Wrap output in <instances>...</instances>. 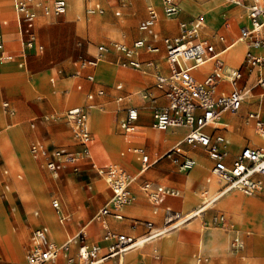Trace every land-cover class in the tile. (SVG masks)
Returning <instances> with one entry per match:
<instances>
[{"label":"rangeland","instance_id":"374dc122","mask_svg":"<svg viewBox=\"0 0 264 264\" xmlns=\"http://www.w3.org/2000/svg\"><path fill=\"white\" fill-rule=\"evenodd\" d=\"M2 1L3 0H1L0 3ZM80 1L84 6L86 5L89 8L96 3H100L104 12L102 14L89 15L85 12L83 7V10L79 15L71 16L68 10L66 15L57 18L53 26L45 25L46 28L42 27L39 29V35L41 36L39 42L45 46V53L39 55L34 51L27 52V64L25 69H19L16 65H11V68L19 74V78L17 73L12 69L8 67L3 69V67H0V75L3 69L1 78L8 80H16L18 78L14 82L0 80V116L3 120L0 126V264L24 263L25 253L29 247L30 235L38 227L32 224L31 221L33 219L42 218L43 214H47L49 217V211L47 212L48 209L55 218V212L52 208V201L54 199H59L63 206V210L67 213H73L76 220L81 222L83 227H87L86 231L89 233L93 227L91 224H94V218L99 209L112 195L105 179L100 177L96 171L88 165L83 166L80 172H75L73 168H67L58 178L55 179L45 168H42L40 163H36L30 156L29 147L37 138L49 135L46 142L50 147L53 145H72L75 144V142L72 140L71 134L66 133L64 131L66 128L60 123H51L47 126L40 125L36 130H31L29 121L45 114L51 109L63 111L67 110L74 104L91 107L90 110L92 111V117L90 116V126L95 134L93 154L94 158L99 163L104 164L107 156L110 155L115 160H119L121 153L123 152L124 144L121 142L119 143V141L116 140L117 137H120V132L117 131L120 122V115L117 113L118 109L136 106L143 107L148 105L147 100L145 101L141 99V91L147 90L148 93H153L156 88V79L150 75L151 73L146 66H144V69L141 71L129 67H123L118 64V58L116 55H108L100 62L94 84H89L85 81L86 72L81 70L79 65L80 62L96 56L97 48L100 45L114 42L132 46L134 42L140 38L139 25L145 16H138V13L135 11V5L137 3L135 1L127 10H125L122 16L116 15L119 11L120 0ZM190 1L193 2L194 0ZM196 1L194 2L196 3ZM213 1L214 0H211L205 3ZM197 3L199 4V2ZM224 5L229 9H226ZM233 8V3L230 1H221V22L215 26L214 29H210L205 25L206 36H211L210 38L213 40L222 33L231 36L227 33L226 29L222 28L224 25V10L226 9L225 12L229 13ZM187 11L193 14L191 10ZM240 12L241 10H237L236 12H233L232 15H239ZM243 12H245L244 9ZM6 16H9V12ZM182 17L189 22L193 21V18H189L183 13ZM245 18L243 16L238 20V23L233 25L235 35L232 38L227 39V46L233 43V39L236 38L239 28L243 24H247V17L245 16ZM7 19L8 17L0 18V27H3V21ZM10 28L13 29V27ZM174 35L163 32L160 44H163L162 42L166 37ZM203 38L210 39L205 36H203ZM241 46L245 48L243 44ZM246 56L247 53H243L239 61L237 60L238 56L236 50H232L224 58L230 67L244 69ZM20 58L21 56L17 57L18 60H20ZM229 60L231 62L234 61V63L231 64ZM235 60L237 62H235ZM119 71H121L120 76L123 78L124 83L133 84L135 82L134 77L131 75V73H133L144 79L146 84L140 85L135 90H129L128 85L125 84L124 90L121 92L125 96V99L122 103L117 104L116 97L119 93L115 91V87L121 80L117 75ZM144 71H147L149 74H144ZM38 77H40L42 85L48 88V93L47 90L45 92L42 85L39 86L40 82ZM52 79H55L54 85L51 82ZM63 79L70 80L64 81ZM57 83L60 84L59 90L56 89ZM62 83H64V85L68 84L64 86ZM79 84L83 85V90L81 92H78L76 89ZM11 85L16 86L14 95H8L6 92L7 88ZM101 89L105 92L103 97L95 96L93 101H88L87 96L89 95V91L96 94V92ZM71 91L73 93H71ZM61 98L64 99L61 100ZM70 99L72 101H69ZM135 99H138V102L135 103L133 101ZM5 100L9 101L11 106L10 109L14 111L13 114L3 108L2 103ZM248 108L250 107H244L242 112L240 111L242 122L239 119L237 121L241 124V132L246 135L250 141H252L250 133L256 136V139L259 140L260 138L257 135L258 131L254 124L243 120V113ZM249 112L250 110H247L246 115ZM100 114L104 115L109 122L114 123H108L105 120V117ZM236 117L237 115H233L231 119H235ZM242 123L247 126H243ZM10 131H16L22 137V139H20V147L24 159L33 165L32 172L27 168V162L23 161V159L20 158V155L13 151L12 142L3 141V136ZM230 131L229 135L236 136V139L239 141L238 144H240L243 136L240 130L236 127L235 129L230 128ZM116 132L119 134L118 136L116 135ZM145 132L150 134V132L144 130V128L140 129L139 143L143 148L145 147L149 149L145 144H149L151 139L147 137V135H144ZM99 133H102L100 141L97 136ZM259 135L262 138L260 133ZM5 139L7 140V136H5ZM122 139L124 140V138ZM165 144L167 143H164V145ZM158 151L162 152L163 150L158 149ZM131 160L137 162L135 158ZM4 166L10 170L11 174V194L8 200L1 199L3 185L8 180L3 174ZM161 166H164L168 172L180 173L175 164L163 160L146 173L139 184H134V182L131 184L135 201L129 205L128 208L135 207L136 210L133 214H127L128 219L125 221V231L131 232L130 225L137 223L139 224V227L142 228L141 233H144L142 227L144 222H154L157 226H160L163 221L162 216L154 215L155 207L143 189L144 182L147 181L153 186H169L177 188L181 191V197L184 196V191L171 184L169 177H160L158 172ZM17 174L23 175L22 181L17 179ZM207 175L208 169L202 178H205ZM132 176L138 179L136 172H133ZM90 187L92 188L91 190L89 189ZM205 191L206 187L204 184V187L199 191L200 197L188 192L185 197L175 201H178L179 204H183L182 212L188 211L183 215L184 217L196 211L193 209L197 208L204 202ZM235 192L229 193L227 197ZM239 193L240 192H237L236 194ZM240 194L243 195L242 193ZM244 196L245 195H243V197ZM245 198L254 199L255 205L242 210L241 213H243L244 216L245 214L250 215L251 213L256 216L260 209V205L255 198L264 199V193L252 197L245 196ZM221 201L215 204L211 210L201 214V218L192 219L176 232L170 233L161 240L151 243L150 246H154L151 250H147L149 244H145L142 248L138 247L139 249L135 248L134 250H138L139 264L141 252L143 259L149 257L152 259L153 264H162L163 256L159 249L162 240L163 244L161 250L168 262V258L173 254L172 249L174 240L178 233H186L193 235L196 238L198 237L196 240L198 251H191L190 256L193 259L189 264H196L195 261L200 257L203 258L201 264H264V253H254L250 242H248V244L245 243L244 250L243 248L238 252L232 250L231 244L235 236V234L234 236L232 235V231L234 230V233L237 235V233L240 232L241 227L232 216V212L226 211L232 214L226 212H219L216 214L213 212V208H217V205H219ZM174 204L178 207L176 203ZM175 210L181 212V209ZM36 211H39L40 218L35 217ZM220 214L225 215L227 218V226H215L211 223V220ZM235 217L242 220L243 224L246 225L244 222L246 220H243L244 217ZM257 222L264 230V214L257 219ZM50 225H52V223ZM55 225L59 226L56 222V218ZM50 228L55 231L54 226H51ZM248 231L252 233L249 237V240H251L254 238L255 233L251 229H248ZM19 235H22V238L21 246L18 248V246H16V239ZM90 235L93 236L91 233ZM62 239L63 237L61 240ZM200 244H203L202 253L199 250ZM186 246L193 247V243L188 241L187 243L179 244L180 249H183ZM204 260H206V262H204Z\"/></svg>","mask_w":264,"mask_h":264},{"label":"built area","instance_id":"2783aa9c","mask_svg":"<svg viewBox=\"0 0 264 264\" xmlns=\"http://www.w3.org/2000/svg\"><path fill=\"white\" fill-rule=\"evenodd\" d=\"M130 0H120L121 8L129 5ZM236 5H241L242 0H232ZM15 11L18 16L19 37L22 46L21 58L24 60L28 51L36 50L43 52L44 47L39 45L35 35V27L38 18L37 10L47 17H59L66 14L68 0H47L46 3L38 0H14ZM164 15L167 19L177 18L180 14V0H162ZM104 12L100 4L87 8L89 15L102 14ZM117 16L121 12L116 13ZM249 27H243L239 33V41L245 42L247 46L259 49L264 48V0H251L248 5ZM159 21V15L153 7L148 9V17L139 26L140 32L146 36L157 38L155 27ZM179 35L175 38H165L163 43L166 48V62L170 67V73L164 75L159 67L152 61L141 62L137 55L140 50L148 53H159L160 48L148 43L147 39L136 41L132 47L123 43H110L100 45L97 54L91 59L80 62L82 70H89L86 80L95 81L94 70L98 63L111 53H119L124 56L121 66L136 70H143L146 66L154 71L156 79L155 87L161 92L166 100L165 106H157L156 98L147 91L142 93V98L153 102L152 116L153 128L166 132L171 129H186L188 133L184 139L173 146L162 156L152 159L142 147L135 146V137L138 133L139 110L129 108L120 127L126 137L128 148L122 154L137 157L141 165V173L146 172L162 159H170L180 172H190L196 165V159L186 151L184 145L191 149L203 148L213 163L211 174L222 184L221 188L214 194L208 190L204 192V202L200 212L189 217H184L179 212L171 209L166 211L165 224L156 228L152 222H144L147 228L146 235L136 238L126 234L113 232L107 222L108 216L121 221L124 219L122 210L135 201L131 190V184L135 177L123 164H110L100 168L93 162V167L104 176L112 191V198L95 216L94 220L102 225L104 230L103 241L108 245L105 250L88 240L84 230L58 245L48 239L49 230L41 227L35 230L31 236V247L26 254L25 264H47L56 262L63 258L67 264H104L111 259L121 260L128 252L144 246L156 239L162 238L190 222L192 219L212 208L221 198L233 191H239L246 196H254L264 191V148L245 147L241 152L230 158L228 142L222 135L209 134L203 129L207 126L216 125L223 114H237L244 103L248 100L253 87L244 84L246 74L256 72V86L264 90V54L262 56L247 53L244 69L229 68L222 59L223 52H217L215 46L208 40L200 37L203 28L201 18L191 22H179ZM220 41H224L220 37ZM15 56L5 51V42L0 34V65L13 62ZM213 64V72L203 81L197 80L193 72L207 64ZM227 81L230 91L219 90L221 82ZM82 87L79 86V90ZM122 89V85L116 87ZM104 90H99L97 95L103 96ZM95 94H89L87 99L93 101ZM119 102L123 98H118ZM8 108V104L4 105ZM91 107L79 106L67 110L64 113H52L44 116L42 122H57L66 126L72 133L74 141L80 149L71 151L66 147L48 148L41 142L34 143L30 148L34 160L44 161L45 168L57 177L66 166H77L81 161H92L91 148L94 136L89 125V110ZM248 120L255 122L257 131L264 136V120L261 113L255 112L248 116ZM36 124L32 123V128ZM144 191L149 196L155 207V213L168 197H178L180 193L176 190L163 186L144 184ZM53 208L59 216L61 223L66 217L61 214L58 200L53 201ZM215 226H227L228 220L224 215L213 218ZM233 251L238 252L243 248V240L236 235L231 244ZM73 250L76 256H73ZM203 258L198 259L201 264ZM206 262V260H204Z\"/></svg>","mask_w":264,"mask_h":264},{"label":"crops","instance_id":"0c3cea01","mask_svg":"<svg viewBox=\"0 0 264 264\" xmlns=\"http://www.w3.org/2000/svg\"><path fill=\"white\" fill-rule=\"evenodd\" d=\"M38 1L42 2V3H46L47 2V0H38ZM71 1L72 0H68V4ZM82 1H86V0H82ZM134 1L137 2L136 5H135V11L138 13V16L139 17H144L145 16V18L140 22V25L148 17V9H149V7H153L157 11V13L159 15V21H158V23H157V25L155 27V33L157 34V38L154 39L153 37L146 36V34L140 32V30H139L140 38L138 40L147 39L148 43L159 47L160 48V52L156 53V54H153V53H148L146 50L143 49V50L139 51V53L137 55V58L141 62L152 61V62L156 63L158 65V67H159L160 72L162 74H164V75H168L170 73V67L167 64L166 59H165L166 58V48H165V45H164L163 42H162L163 44H160V41H161V38H162V33L164 32V33H169V34H173V35L175 34L174 36H170V37H166V38H175V37H177L179 35V27H178L179 22H181V21L189 22V21L185 20L182 17V13L185 14L189 18H193V20L198 18V17H201V19H203L202 21H204V25H205V18L203 16V14H200L198 16H194L193 14L188 12L187 10H183V11L181 10L180 14H179V16L177 18L167 19L165 17V15H164V12H163L162 0H130L129 5L127 7H125V8H121L120 3H119V11L118 12H121L120 16H122L124 14L125 10H127L130 7V5H132V3ZM194 1H196V0H194ZM208 1H211V0H206V1L205 0H198V1H196V3L199 2V4H202V3H205V2H208ZM228 1L233 3L232 0H228ZM242 1H243V3L241 5H236L235 3H233V7L234 8L231 9V11L229 13L225 12V10L229 9V8L224 5V7H226V9L224 10V17H223L224 18V25H223L222 29H226L227 33L229 35H231V36H227L224 33H222L216 39L213 40V39L210 38L211 36H206V33H205L206 32L205 31L206 26L204 28V25H203V28H202V31H201V38L202 39H206L211 44H213L215 46V49H216L217 52H223L221 57H222L223 61L225 62L226 66L229 67V68H234V67H230V65L227 63V61L225 60L224 57L230 51L236 50V54L238 56L237 60L241 59V55L243 53H245V52L248 53L247 44L245 42L239 41L238 39H239V33H240L241 28L250 26V20H249V17H248V5H249L251 0H242ZM180 2H181V0H180ZM96 4H100V3H96ZM87 8H89V7L85 5L84 6L85 12H86ZM243 9L245 10V12H243ZM68 10H69V8H68ZM237 10H241L240 14L233 16L232 13L236 12ZM8 12H9V16H6V14ZM37 12H38V18H37L36 27H35V35L37 37L38 44L42 45L44 47V51L43 52H38L36 50H31V51H34L36 54L43 55L45 53V46L42 43L39 42V38L41 37L39 35V29H41L42 27H45V25L46 26H53L55 24V21L57 20L58 17H51L49 19V18L45 17L42 14V11L40 9H38ZM188 13H190L193 16H191ZM220 14H221V10H220ZM243 16H244V18H245V16L247 17V20H248L247 24H243L239 28V32L236 35V38L233 39V43H231V44H229L227 46V43H228L227 39L228 38H232L235 35V31L233 29V25H235V23H238V20L240 18H242ZM1 17H5V18L8 17L7 20L3 21V27H0V34L3 36L4 42H5V51L8 54L14 55L15 56V60L13 62H7V63H5L3 65H0V67H3V69L5 67H8V68L13 70V68H11V65H16L19 69H25V66L27 64V59H26L27 58V54H26V58L24 60V65H21V63L23 61L22 58H20V60L17 59V57L21 55L22 46H21L20 37H19L18 16H17V13L15 11L14 0H3L0 3V18ZM220 22H221V19L218 20L216 26ZM166 23H170L171 24V29H169V30L165 29V24ZM243 23H245V22H243ZM10 27H13V29L10 28ZM203 36L209 37L210 39L203 38ZM220 37H223L224 41H220ZM263 37H264V30H263ZM235 42H237V43H235ZM242 44L245 46V48L243 46H241ZM132 46H129V47H132ZM229 46H231V47L228 50ZM31 51H28V52H31ZM255 53L257 55H261V54H264V50H260L259 52L256 51ZM109 55H116L117 58H118L117 62L120 65H121V62L124 61V59H125L124 56L122 54H119V53H111ZM235 62H237V61L235 60ZM233 63H234V61L231 62V64H233ZM3 69H2V73H3ZM97 70H98V68L93 71V73L95 75V78L97 77ZM134 70H136V69H134ZM13 71H15V70H13ZM82 71L86 72V75L88 73H90L89 70H82ZM120 72L121 71H119L117 75L119 76V78L122 81L120 80L119 84H117L116 87L118 85H122V89L121 90H117L116 87H115V91L119 93L117 95V97H116V103L117 104L122 103L124 101V99H125V96L121 93L124 90V85L125 84L128 85V89L129 90H135L140 85L146 84V81L144 79L140 78L139 76H137L136 74H133L131 72H128V73H131V75L134 77V81L135 82L133 84L124 83L123 82V78L120 76ZM123 72H127V71H123ZM149 72L151 73L150 75L154 77V71L150 69ZM212 72H213V64L210 63V64H207V65L203 66L202 68H199V69L195 70L193 72V76L197 80L203 81ZM2 73L0 75V80H7L9 82H14V81H16L19 78V74L16 71H15V73H17V75H18V78L16 80L3 79V78H1ZM143 73L144 74H149V73H147V71H144ZM86 75H85V81L87 83H89V84H94L95 81L94 82H89V81L86 80ZM38 79H39V82H40V84H39V86H40V85H42L40 77H38ZM256 79H257L256 72H254L252 74H246L245 75L244 84L247 85L248 87H253V90H252L248 100L244 103L243 107L240 110L242 112V109H244V107H250V108L247 109V110H250V112L247 115H246L247 110L243 113V120L244 121H248L250 123H253L255 128H256L255 122L252 121V120H248L249 114L255 113V112L261 113L262 119L264 120V90L262 88L256 86ZM63 80L64 81L65 80L68 81L70 79H63ZM51 82L54 85L55 84V79H52ZM62 85H64V83H62ZM66 85H64V86H66ZM79 86L82 87L81 90H79ZM43 89L45 90V92L47 90V93H48V88L46 86H43ZM56 89L57 90L60 89V84L59 83H57ZM76 89H77L78 92H81L83 90V85L82 84L77 85ZM30 90H32V89H30ZM219 90L220 91L224 90L225 92L228 93L230 91V87H229L228 82L227 81L221 82V84L219 86ZM15 91H16V86H14V85L9 86L7 88V90H6L8 95L9 94L10 95H14ZM98 91L96 92V94L93 93L92 91H89V94H95V96H97V97H103L105 95L104 94L103 96H98L97 95ZM145 91H147V90H143V91H141V93H143ZM71 93H73V92L71 91ZM75 93H77V92H75ZM77 94H79V93H77ZM151 94H152V96L154 98H156L155 104L157 106L162 107V106L166 105V100L162 96L161 92H159L156 88H155L154 92L151 93ZM120 97L123 98L122 102L118 101V98H120ZM58 99H60V98H58ZM63 99L64 98H61V100H63ZM141 99H143V98H141ZM143 100H145V99H143ZM133 101L136 103V102H138V99H135ZM147 101H148V105H146V106H143V107L142 106H136V107H129V108H137L139 110V120L137 122V124H138V133H137V135L135 137V146L142 147L141 144L139 143L140 129L144 128V130L149 131L150 134L148 132L147 133L145 132L144 135H147V137H149L151 139V142L149 144H145L147 147H149V149L145 148V147H144V149L146 150L147 154L151 156L152 159H155L156 155H158V156L164 155L173 146H175L176 144L181 142L184 139V137L186 136V134L188 133V130H186V129H171V130H168L166 132H161V131H158V130L154 129L153 126H152V124H153L152 107H153L154 104L150 100H147ZM2 104H3V108L6 111L8 110L11 114L14 113V111L10 109L11 106H10V103H9L8 100L3 101ZM5 104H8V108L4 107ZM79 106L80 105H78V104H74L73 106L69 107L67 110L72 109L74 107H79ZM129 108L118 109V111H117V113L120 115V122H119V127H117V131L120 132V135L117 134V132H116V135L117 136L119 135L122 138H124V140L122 139L123 140V144H124V148H123V152L121 153V157H120L119 160H115L113 157H111L109 155V156L106 157V159L104 161V164L99 163L94 158V154H93L94 142H93V145H92V148H91L92 161L91 160L81 161L77 166H66L61 171V173L63 171H65L67 168H73L75 170V172H80L81 168L83 166L88 165L94 171H96V173L100 177L104 178L106 183H107L106 178L104 176L100 175L98 173V170L93 167V162L95 164H97L100 168H104V167H106L107 165H110V164H123L124 166L127 167V169L129 170V172L131 174L133 172H136V174L138 175V179L136 181H134V184H139V182L143 179V176L146 173H148L156 164L160 163L163 160L172 162L170 159H162L158 163H156L154 166H152L149 170H147L144 173H141L140 172L141 171V165H140V162L138 161L137 157H135L133 155H125V156L122 155L126 151V149L128 148V145H127V142H126V137L124 135V132L121 130L120 124H121V121L125 118L126 111ZM67 110L58 111V110H55V109H51L50 111L46 112L45 114H43V115H41V116H39L37 118L31 119L29 121V126H30L31 130H36L37 127L40 126V125L47 126V125H49L51 123H57V122H47V123H45V122H42L41 119L44 116H46V115H49V114H52V113L61 114V113L66 112ZM240 111L238 112L239 114L238 113L237 114H230V113L223 114V116L221 117L220 121L222 120L223 123H225L227 125L221 124L220 121H219V124L211 126L213 129L209 133V134H215V135H222V136L225 137V139L228 142L230 158H233L236 154L241 152L242 149L245 148V147H260L258 145H264V138H260L258 140V139H256V136L253 135V136H251L252 137V141H253L252 142V141H250L248 139V137L246 135H244L241 132V124L237 121L238 119L241 120ZM100 115L105 117L102 114H100ZM233 115H237V117L235 119H231V117ZM90 116L92 117V111L91 110H89V124H90ZM105 120L108 123H114V122H109L106 117H105ZM2 122H3V120H2V117L0 116V126H1ZM241 122H242V120H241ZM32 123L36 124L35 128H32ZM243 126H247V125L243 124ZM64 127L66 128V130H64V131L66 133H70L71 134V138L74 141L72 133L70 132V130L66 126H64ZM236 127L240 130L241 134H243L240 144H238L239 141L236 139L237 138L236 136H230L229 135L230 132H231L230 128L231 129H235ZM9 128H11V127H9ZM90 130H91V132H92V134L94 136V140H95V134L93 133V131L91 129V126H90ZM61 131L63 132L62 129H61ZM8 133H9V136H8ZM8 133H6L3 136V138H4L3 141L12 142L13 151L18 153L20 155V158L23 159V161L27 162L24 159V156H23V153H22V149L20 147V139H22V137L16 131L15 132L10 131ZM155 133H158V134H155ZM168 133H170V134H168ZM163 134H166V135H163ZM5 136H7V140L5 139ZM48 136L49 135H44L42 138H37L36 140H34L31 143L30 147H29V151H30L31 146L34 143H36V142H41L44 146H46L48 148L66 147V148H68L71 151H78L80 149V147L78 146V144L75 141H74L75 144H72V145H60V146L53 145L52 147H50L49 144H47V142H46ZM234 142H235V144H234ZM164 143H167V144L164 145ZM99 144H100V142H99ZM184 148H185L186 151H189L190 154L196 159L197 164L200 163V166H203V167L207 165L206 166L207 168L205 169V173L207 172V169H208V175L205 178L201 177L200 179L191 178V175H193V172L197 169V165H196L195 169L192 172H187V173L180 172L178 174L175 173V172H168L165 169L164 166H161V168H159V172H158L160 177L161 178H168L169 177V180H170L171 184L175 185L176 187H179L180 189H182L184 191V196L183 197H185L188 192H191L194 195L199 196V191L204 187V184H205L206 190H208L211 194L216 193L221 188L222 184H220V182L216 181L217 187L215 189H212V187H211L213 183L211 184V181L208 178L210 177L211 170H212V167H213V163L210 160V158L208 157L207 152L203 148L191 149L189 146H186V145H184ZM158 149H162L163 151L160 152V151H158ZM30 156H31V153H30ZM31 158H32V156H31ZM134 158L137 160V162L135 160H131V159H134ZM34 161L36 163H40L42 168H45L43 160H40V161L34 160ZM0 165H1V162H0ZM27 168L30 170V172L33 171V165L30 164L29 162H27ZM3 174H4L5 177L8 178V180L3 185L1 199L8 200L9 197H10V194H11V183H10L11 174H10V170L8 168H6L5 166H4ZM59 175L57 177H55L53 175V177L56 179V178L59 177ZM16 177H17V179L19 181L23 180V175L22 174H17ZM149 177H150V175H149ZM145 183H148V182L147 181L144 182L143 185ZM107 185H108V183H107ZM108 187H109V185H108ZM163 187L176 190V191H178L180 193V195L178 197H168L165 200V202L158 208L157 213H155V211H154V215L162 216V219H163V221H162L160 226H157L154 222H152L156 228H161V227L164 226L165 217H166V211L168 209H171V210H173L175 212H179V211H176L175 209H181V212H179V213L182 214V215H185V213L188 212V211L187 212L186 211L182 212L183 204H181V203L179 204L178 201L175 202L176 200H179V199L183 198V197H181V191L179 189H177V188H174V187H169V186H163ZM89 189L91 190L92 188L90 187ZM109 189H110V187H109ZM110 191H111V189H110ZM111 193H112V191H111ZM132 193H133V191H132ZM236 193L237 192L229 195L228 197H227V195H228L227 194L226 196L221 198L218 202H220L224 198L225 199L223 201H221V203L219 205H217V208H213L214 209L213 212L216 213V214H218L219 212H226V211L232 212L233 214L232 213H228V212H226V213L232 214L234 219L240 225L241 229H240V232L237 233V235H239L242 238V240L244 241V244L245 243L248 244V242H250V245L253 247L252 251L254 253H256V254L264 253V230L262 229L260 224L257 222V219L262 214H264V199L263 198H255L259 202V205H260V209L257 212L256 216L253 215L252 213L250 215L249 214H245V216H244V214L241 213V211L246 209V206H247V208L248 207L250 208L251 206L253 207L255 205V201H254V199H245V198L243 199V195H241L240 193L239 194H236ZM260 193H264V191L260 192ZM260 193H258L256 195H259ZM111 198H112V195H111L110 199L99 209V211L106 204H108V202L111 200ZM54 200H58L59 203H60L61 214L66 217V221L64 223L60 222L59 216L56 214V211L53 208V201ZM54 200L52 201V208H53V210L55 212L54 215H55V218H56V222H57V224L59 226L55 225V218H54L53 214L50 212V210L48 209L47 212L49 211V217H50V221H51L52 225L48 224L47 222L45 223V221L42 218H40L41 216H40L39 211H36L35 212V217L36 218H40V219H37L36 223L34 222L35 219H33L31 221L32 224L38 226L35 230H37L38 228H41V227H47L48 230H49L48 239H49V241H51V242H53L55 244L56 243L57 244H64L67 240H69L70 238H72L73 236L78 234L80 231L84 230V232L87 234L88 240L91 243L97 244V245L101 246L105 250V248L107 247L108 244L103 241L104 230H103L102 225L100 223H98L97 221L94 220L95 221L94 224H91V225H93V227L88 233L86 231L87 227H83L81 222H78L76 220V218L74 217L73 213H71V212L67 213V212H65L63 210V206H62V204H61L59 199H54ZM241 202H243V203H241ZM174 203H176L178 205V207L175 206ZM197 208H194L193 210H196ZM211 209L212 208H210L209 210H211ZM135 210H136L135 207L128 208V206H126L122 210V214L124 216V219L121 220V221L116 220L112 216H108L106 218V222H107L109 228L113 232H115L117 234H126V235L133 236V237H136V238H139V237H142V236L146 235L148 230H147V228L145 227L144 224H142V227L144 229V233H141L142 232L141 231L142 228L139 227V224H137V223H133V224L130 225L131 232L125 231V229H126L125 221L128 219L127 218V214H133L135 212ZM220 215H222V214H220ZM235 216H238V217H241V218L244 217L243 220H246V221H244L246 225L243 224L242 220L236 218ZM201 217L202 216H198L196 218H201ZM196 218H194V219H196ZM212 221H213V219L211 220V223H212ZM51 226H54L55 231L52 230V228H50ZM248 229L253 230L254 233H255L254 238H252L251 240H249V237L252 235V233L249 232ZM176 231H174V232H176ZM33 232L31 233L30 238H29V247L26 250L23 264H25L26 254H27L28 250L31 247V236H32ZM174 232H172V233H174ZM90 233L93 236H91ZM234 234L236 236V233H232L233 236H234ZM19 236H21V238H22V235H19ZM62 237H63V239H62L63 241L61 240ZM162 238L156 239V240H154L152 242H149L147 244H149V246H150L151 243L159 241ZM197 239H198V237L196 238L195 236L190 235V234H186V233L185 234H183V233L176 234L175 240H174L173 249H172L173 250V254L168 258V262L166 261V257L162 253V250H161L162 249V244H163L162 243L163 240H162L161 243H160V246H159L160 252H161V254L163 256L162 264H175V263L176 264H189V262L193 259L190 256L191 251L192 250L198 251V247H197V244H196V240ZM59 240H61L62 242L59 241ZM188 241H191L193 243V247L186 246L183 249L179 248V244L180 243H187ZM149 246L147 247V250H151L154 247L153 245L150 246V247ZM199 250L202 253L203 244L199 245ZM72 254H73V256H76V251L73 250ZM141 255H142V252L140 254V264H153V261H152L151 258L148 257L146 259H143ZM47 264H67V262H66L65 259L61 258V259H59L56 262H50V263H47ZM104 264H139L138 250H133V251L129 252L121 260L111 259V260L106 261Z\"/></svg>","mask_w":264,"mask_h":264},{"label":"bare ground","instance_id":"6f19581e","mask_svg":"<svg viewBox=\"0 0 264 264\" xmlns=\"http://www.w3.org/2000/svg\"><path fill=\"white\" fill-rule=\"evenodd\" d=\"M221 1L222 0H214L213 2H210V3H205V4H198V3H195V2H192V1H190V0H182V2H180V8H182V9H185V10H191L192 12H193V14L195 15V16H198V15H200V14H203V16H204V18H205V25H207V27H209L210 29H214V27L216 26V24H217V22H218V20L219 19H221V14H220V3H221ZM83 7H84V5H83V3L80 1V0H72L71 2H69V4H68V8H69V14H71V16H77V15H79L81 12H82V10H83ZM181 9V10H182ZM183 11V10H182ZM67 12H68V10H67ZM67 12H66V14H67ZM65 14V15H66ZM233 16H235V15H233ZM198 18H201V17H198ZM203 20V19H202ZM203 25H204V21H203ZM205 25H204V28H205ZM165 29H167V30H169V29H171V24L170 23H166L165 24ZM200 37H201V35H200ZM235 43H237V42H235ZM234 43V44H235ZM232 46V45H231ZM231 46H229L228 47V50L230 49V47ZM247 48H248V52H251V53H253L254 55H257L255 52L257 51V52H259L260 50H264V48H259V49H254V48H251V47H249V46H247ZM259 50V51H258ZM263 54H261V55H258V56H262ZM101 62V61H100ZM100 62L98 63V66H99V64H100ZM98 66H97V68H98ZM54 82V81H53ZM69 101H72L71 99L69 100ZM93 123V122H92ZM220 123L221 124H225V123H223V121L221 120L220 121ZM217 124H219V122L217 123ZM90 125V124H89ZM225 125H227V124H225ZM212 127H209V126H207V127H205L203 130L205 131V132H207V133H210L211 131H212ZM101 132V131H100ZM101 134L102 133H99V134H97V136H98V138H99V141H100V136H101ZM257 135L259 136V138H261V136L259 135V133L257 132ZM110 136V135H109ZM112 136V135H111ZM115 136V135H114ZM250 136H253V134H251L250 133ZM117 137V136H116ZM176 138V137H175ZM262 138H264V136L262 135ZM116 140L117 141H119V143L121 142V143H123V140H122V137L120 136V137H117L116 138ZM102 142V141H101ZM258 146H260V147H262V148H264V145H258ZM196 165H197V169L193 172V175H191V178H194V179H200L201 177H203L204 175H205V169L207 168L206 166H200V163H196ZM196 165L193 167V169L190 171V172H192L194 169H195V167H196ZM203 167V168H202ZM132 168V167H131ZM208 179H210V181H211V184H212V189H215L216 187H217V183H216V181L218 182V180L216 179V178H214L213 176H212V174H210V177L208 178ZM137 180V178L135 177V181ZM233 192H235V191H233ZM236 192H239V191H236ZM231 193V192H230ZM241 193V192H240ZM243 194V193H242ZM244 195V194H243ZM246 196V195H245ZM245 196L243 197V199L245 198ZM247 197H252V196H247ZM238 199V198H237ZM245 199H250V198H245ZM242 201V200H241ZM241 203H243V202H241ZM227 204V203H226ZM229 205V204H228ZM234 205V204H233ZM242 206V205H241ZM201 207H202V205H200V206H198V208L196 209V211L195 212H193V213H191V214H188L187 215V217H189V216H193V215H195V214H197V213H199L200 212V209H201ZM252 207V206H251ZM225 208V207H224ZM233 208V207H232ZM246 208H247V206H246ZM249 208V207H248ZM237 210V209H236ZM199 216H201V214L199 215ZM42 219L45 221V222H47L48 224H51V221H50V219H49V217L47 216V214H43V217H42ZM39 221V220H38ZM34 222L36 223L37 222V219H35L34 220ZM233 233L235 232L234 230L232 231ZM16 246H18V248H19V246H21V236H19V237H17V239H16ZM57 244V243H56ZM58 245H61V244H58ZM145 246V245H144ZM144 246H139V248H142V247H144ZM138 248V249H139ZM244 248H245V244H244V241H243V250H244ZM133 251V250H132ZM131 252V251H130ZM129 253V252H128ZM127 253V254H128ZM198 259L199 258H197V260L195 261L196 262V264H198Z\"/></svg>","mask_w":264,"mask_h":264}]
</instances>
